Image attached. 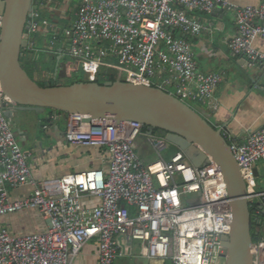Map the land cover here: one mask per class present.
<instances>
[{
    "label": "built area",
    "instance_id": "2783aa9c",
    "mask_svg": "<svg viewBox=\"0 0 264 264\" xmlns=\"http://www.w3.org/2000/svg\"><path fill=\"white\" fill-rule=\"evenodd\" d=\"M217 7L235 15L232 51L249 65L263 62L264 50L255 47L254 40L264 36V0L258 5L234 0H79L63 29L62 53L74 60L70 63L78 62L77 69L81 66L90 80L105 66L125 80L153 84L158 67L167 68L176 81L175 95L211 103L223 74L199 70L188 38L179 34L199 35L205 26L195 12ZM39 15L37 9L32 11L29 36L39 29ZM12 104L0 83V216L35 209L47 227L16 234L0 225V264H73L94 238L99 242L98 264H114L123 237L140 240L142 253L150 258L173 264H225L221 253L223 237L231 230L230 199L223 172L210 156L200 166L190 163L181 149L166 159L162 153L168 149L167 140L155 131H143L137 120L85 121L84 114L69 113L66 141L104 148L107 167L36 180L30 152L18 141L5 113ZM141 133L158 159L145 162L141 157ZM230 145L257 218L264 191L256 190L255 166L264 160V126ZM24 185H33L31 193L11 198L10 188ZM88 195L99 197V202L84 205ZM252 247L254 264H264V237Z\"/></svg>",
    "mask_w": 264,
    "mask_h": 264
},
{
    "label": "crops",
    "instance_id": "0c3cea01",
    "mask_svg": "<svg viewBox=\"0 0 264 264\" xmlns=\"http://www.w3.org/2000/svg\"><path fill=\"white\" fill-rule=\"evenodd\" d=\"M234 1L239 5H258L262 0ZM78 4L79 0H48L46 4L40 2L37 10L40 12L39 22L42 28L39 27L37 34L46 33L52 27L63 30L71 23ZM195 14L205 26L199 35L187 37L198 69L220 72L223 79L216 87L211 103L200 102L192 95L185 97L198 104L203 111V114L200 113L205 114L208 120L222 126L230 144L243 142L249 133L264 126V61L249 65L246 59L236 55L230 48L229 42L237 32L233 11L217 7L211 12L197 11ZM34 42H29L25 49L49 52L46 44L38 46ZM254 45L264 50V36H258ZM170 75L167 68L158 67L152 78L153 85L175 94L176 81ZM195 87L193 84L191 88L195 90ZM5 113L18 141L30 152L28 162L34 179L61 176L90 167H107L104 148L76 146L66 141L68 112H54L45 107L9 105L5 107ZM143 159L145 162H152L147 158ZM188 161L191 163L189 159ZM255 174L258 184L262 186L260 191H264V160L256 163ZM32 189L33 185L10 188V196L22 197L31 193ZM98 202L97 196L88 195L83 198L86 206ZM130 209L133 212L135 210L133 206ZM0 225L8 226L13 233L25 234L45 229L47 221L39 211L28 209L0 216ZM98 253L99 242L94 238L82 247L73 264H98ZM116 260L114 264H173L170 260L145 256L142 253V242L127 237L120 239V254Z\"/></svg>",
    "mask_w": 264,
    "mask_h": 264
},
{
    "label": "water",
    "instance_id": "95a60500",
    "mask_svg": "<svg viewBox=\"0 0 264 264\" xmlns=\"http://www.w3.org/2000/svg\"><path fill=\"white\" fill-rule=\"evenodd\" d=\"M48 0H2L0 3V83L13 105L51 108L54 112L84 114L85 121L112 117L117 121L141 122L150 132L156 129L183 150L195 166L210 156L223 172L230 199L231 230L223 237L226 264H253L252 212L246 183L231 145L217 126L184 99L153 84L134 83L123 78L81 80L69 84L41 85L22 65L21 58L35 36L26 32L32 11ZM180 36L188 37L185 33ZM70 61L59 48L54 78L68 77ZM77 69L78 62H74ZM7 115V114H6ZM201 148V149H200ZM262 213L264 203L259 201Z\"/></svg>",
    "mask_w": 264,
    "mask_h": 264
},
{
    "label": "trees",
    "instance_id": "16d2710c",
    "mask_svg": "<svg viewBox=\"0 0 264 264\" xmlns=\"http://www.w3.org/2000/svg\"><path fill=\"white\" fill-rule=\"evenodd\" d=\"M41 20V19H40ZM40 29L42 28V25L39 26ZM39 29V30H40ZM63 30H56L53 27L51 29H48L46 33L42 34H35V42L38 46H42L44 44L49 46V52L42 51H30L27 49H24V55L21 58L22 65L26 69V71L29 73V75L34 78L39 84L45 86V85H53L57 83H63V84H69L73 83L75 81H81V80H88V76L86 72L82 69L80 66L78 69H75L71 71L70 75L68 77H61V78H54V69L56 65V57L59 48L63 47ZM54 40L55 43L51 45V41ZM34 42V44H36ZM30 55H29V54ZM63 59L65 61H71L72 59L67 56L63 55ZM100 72V70L97 73L96 79L99 82H104L106 80H115L117 79V76L115 73L112 72ZM149 128L147 126L143 127V131L147 132ZM160 130L156 129L155 132H158ZM172 149L173 152L179 150V147H177L174 144H170L169 146ZM252 212V220H254L253 223V240H257L260 238L258 235L255 236L256 233V227L260 224L261 218L259 216L256 218L253 214V209H251ZM262 213V211H261ZM264 214V213H262ZM255 218V219H254Z\"/></svg>",
    "mask_w": 264,
    "mask_h": 264
},
{
    "label": "rangeland",
    "instance_id": "374dc122",
    "mask_svg": "<svg viewBox=\"0 0 264 264\" xmlns=\"http://www.w3.org/2000/svg\"><path fill=\"white\" fill-rule=\"evenodd\" d=\"M64 57V56H63ZM72 61H74V60H72ZM73 64L72 63H70V65L68 66V70L71 72V71H73V69H74V67L72 66ZM100 72H112V73H115L116 74V76H117V78H118V76H119V72L117 71V70H115V69H112V68H107V67H105V66H102V67H100ZM62 76H60V75H58V77L57 78H61ZM184 99V101H186L187 103H189L190 105H192V107H194L195 109H197L199 112H201L202 114H203V111H202V109H201V107L198 105V104H196L194 101H192L191 99H189V98H187V97H184L183 98ZM204 116H205V114H204ZM160 136H162V137H164L166 140H167V138H166V133L165 132H163V131H158L157 132ZM167 142H168V144H169V146H170V144H172V143H170L169 142V140H167ZM137 144H138V151H139V153L141 154V156L143 157V158H147L146 160H151V161H154V160H156V159H158L159 158V156L157 155V153H156V150L153 148V146L148 142V139H147V136H146V134L145 133H141L139 136H138V138H137ZM168 146V148H170ZM171 152H173V150L172 149H168L167 151H163V153H162V156H164L165 158H168L169 156H170V154H171ZM261 187L262 186H260L259 184H258V182H257V178H256V190L257 191H260V189H261ZM253 217V216H252ZM261 220H260V224L259 225H257V226H255L256 228H258V229H256V233H255V236L256 235H258L259 237L261 236H263L264 237V214H262L261 215ZM255 219V218H254ZM253 223H254V220H252V234H253ZM140 241V240H139ZM117 262L119 261V258L116 260Z\"/></svg>",
    "mask_w": 264,
    "mask_h": 264
},
{
    "label": "bare ground",
    "instance_id": "6f19581e",
    "mask_svg": "<svg viewBox=\"0 0 264 264\" xmlns=\"http://www.w3.org/2000/svg\"><path fill=\"white\" fill-rule=\"evenodd\" d=\"M262 211V209H261ZM263 237V236H262ZM254 242V241H253ZM251 251H252V254H253V264H254V251H253V247H251ZM225 264H226V259H225Z\"/></svg>",
    "mask_w": 264,
    "mask_h": 264
},
{
    "label": "flooded vegetation",
    "instance_id": "af4514ba",
    "mask_svg": "<svg viewBox=\"0 0 264 264\" xmlns=\"http://www.w3.org/2000/svg\"><path fill=\"white\" fill-rule=\"evenodd\" d=\"M262 213L260 214L259 218L261 217Z\"/></svg>",
    "mask_w": 264,
    "mask_h": 264
}]
</instances>
